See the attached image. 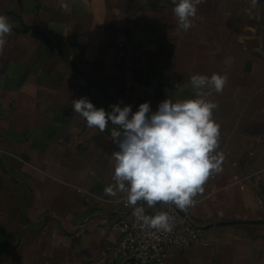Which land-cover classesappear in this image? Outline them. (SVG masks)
I'll use <instances>...</instances> for the list:
<instances>
[{
	"label": "crops",
	"instance_id": "obj_1",
	"mask_svg": "<svg viewBox=\"0 0 264 264\" xmlns=\"http://www.w3.org/2000/svg\"><path fill=\"white\" fill-rule=\"evenodd\" d=\"M171 0H0L13 23L0 48V264H111L121 216L109 122L97 108L195 98L193 74L226 75L219 107L223 171L187 212L205 243L162 264H264V0H205L185 31ZM176 84H179L176 87ZM147 205V204H146ZM160 208L157 204L152 210ZM85 222L83 231L78 225ZM149 264H157L151 261Z\"/></svg>",
	"mask_w": 264,
	"mask_h": 264
},
{
	"label": "clouds",
	"instance_id": "obj_2",
	"mask_svg": "<svg viewBox=\"0 0 264 264\" xmlns=\"http://www.w3.org/2000/svg\"><path fill=\"white\" fill-rule=\"evenodd\" d=\"M205 0H171L172 12L185 31L193 27L198 6ZM255 6L258 0H250ZM13 23L0 15V48L13 30ZM226 75L213 73L191 76L195 98L165 99L151 111L150 102L141 103L132 112L131 105H111V111L97 108L87 97L72 101L73 110L88 128L104 132L109 122L116 126L112 141L118 147L111 156L114 161L113 185L105 188L106 195L126 193V203L133 207L132 215L143 227L171 232L174 220L166 212L145 215L158 203L175 206L187 212L196 203L195 197L204 192L211 176L223 171L220 148V125L214 119L219 105L208 96L223 92ZM179 84H176L178 87ZM140 205V206H138Z\"/></svg>",
	"mask_w": 264,
	"mask_h": 264
},
{
	"label": "built area",
	"instance_id": "obj_3",
	"mask_svg": "<svg viewBox=\"0 0 264 264\" xmlns=\"http://www.w3.org/2000/svg\"><path fill=\"white\" fill-rule=\"evenodd\" d=\"M117 203L123 209L121 216L109 224L111 232L119 236L116 245L117 258L111 264H149L155 261L162 264L164 255L171 248L185 249L192 245L205 243V231L202 225L192 222L181 215L175 206L158 203V209L152 210L143 203L145 215L154 216L166 212L174 220L171 232L157 231L143 227L132 215L133 207L126 203V193L119 195ZM140 206V205H138ZM85 222L78 225V232L83 231Z\"/></svg>",
	"mask_w": 264,
	"mask_h": 264
},
{
	"label": "water",
	"instance_id": "obj_4",
	"mask_svg": "<svg viewBox=\"0 0 264 264\" xmlns=\"http://www.w3.org/2000/svg\"><path fill=\"white\" fill-rule=\"evenodd\" d=\"M253 223H264V221H253Z\"/></svg>",
	"mask_w": 264,
	"mask_h": 264
}]
</instances>
